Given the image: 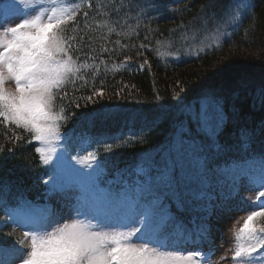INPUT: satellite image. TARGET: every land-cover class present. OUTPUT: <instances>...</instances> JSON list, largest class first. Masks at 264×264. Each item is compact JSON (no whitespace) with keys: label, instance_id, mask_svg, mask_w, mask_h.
Masks as SVG:
<instances>
[{"label":"snow or ice","instance_id":"snow-or-ice-1","mask_svg":"<svg viewBox=\"0 0 264 264\" xmlns=\"http://www.w3.org/2000/svg\"><path fill=\"white\" fill-rule=\"evenodd\" d=\"M26 2L10 0L4 4L6 15L0 20V123L30 133L28 142H38L35 151L44 165H50L56 159L55 170L50 176L49 195L70 190L78 194L65 205L66 215L51 205H34L26 199H20L15 207L5 208L6 213L25 229L24 236L30 242V250L25 252L15 245L0 242V264H5V256L11 259L17 254L20 256L18 264H211L214 252H205L200 247L209 238L208 225L187 228L170 211L166 201L171 200L179 211H184L187 206L193 211L211 214L210 205L201 206L195 202L206 197L209 201L212 199L205 189L211 186V177L216 173L230 175L234 190L239 179L244 177L264 189V153H253L224 167L214 166L221 149L217 136L223 128L225 116L219 100L209 96L202 100L198 109L189 110V126L181 127L162 163L155 166L154 176L151 169L142 168L143 182L126 184L118 190L102 187L103 162L97 161V152L87 150V155L70 156L65 146L72 137L61 133L62 123L68 120L65 115L67 106L63 103L68 89H74L77 80L87 83L85 73L93 68L87 63V59L93 57L87 55L86 60L81 61L79 55H74L84 52L85 40L83 35L80 39L68 37L67 26L75 20L81 7L92 9L93 4L84 0H69V3H64V0H34L36 11L29 12L24 9ZM148 7L151 5L141 4L138 0H113L109 11L120 13L124 9L125 15L135 11L137 23L128 31H117L107 23L102 26L107 28L108 36L115 32L128 39L138 37L136 29L140 27V20L145 18ZM217 7L213 2L201 9L205 32L208 13L211 12L215 19L216 13L212 10ZM242 9L254 11L251 0L241 3L234 0L224 11L215 30L199 41L198 51H207L209 44L214 49L222 47L221 37L228 35L227 26L232 25L235 31L236 26L242 25L247 18L242 15ZM22 11L24 17L21 22L8 26L9 14ZM89 18V12L85 11L82 21L85 29L90 28ZM170 31L178 36L181 44L196 41V32L189 35V30L183 25L179 31ZM144 39L148 40V35ZM156 43L159 46L161 41ZM173 43L169 40V47ZM115 44L120 48L128 46L121 44L120 40ZM87 47L95 50L90 43ZM138 47L144 50L149 45L141 43ZM100 50L115 52V48L105 46ZM128 59L130 57H126L124 62ZM9 81L14 83L15 93L6 90L5 85ZM95 94L103 95V92ZM76 106L79 107L78 104ZM84 119L92 120L94 117L86 114ZM193 128L196 139H185V135H192ZM13 135L20 139L15 133ZM241 139L247 147L251 136L242 130ZM97 143L111 151L115 139L112 143ZM212 148L216 152L208 155ZM58 150L61 152L59 156L56 155ZM70 159H75L88 170L76 168ZM259 196H264V190L259 192ZM260 207H264V201ZM258 217H264V211H252L235 233L233 264H264V251H261L264 249V236L257 233L255 224ZM192 223L195 224V219ZM259 232L264 233V228ZM18 243L23 244L24 241ZM190 245L196 246L195 250L185 251Z\"/></svg>","mask_w":264,"mask_h":264},{"label":"trees","instance_id":"trees-1","mask_svg":"<svg viewBox=\"0 0 264 264\" xmlns=\"http://www.w3.org/2000/svg\"><path fill=\"white\" fill-rule=\"evenodd\" d=\"M89 1L93 4L92 9L98 5L100 11L97 16L89 18L90 28L85 29L82 25L74 32L77 39L83 35L85 40L84 52L81 54L85 58L87 55L93 57L91 64L136 56L146 58L143 63L147 60L144 67L124 68L119 72L113 71L112 67L103 68L102 74L105 77H99L100 73L94 72L86 85L89 95L77 89L78 92L71 93L64 101L69 121L86 114L95 117L96 113L92 112H99L100 119L95 123L90 122L93 123L92 128L98 131L110 127L108 122L115 123V120L132 127L135 120L136 128L132 127V132L136 139L123 152L113 154L114 163L120 164L122 160L136 155L143 156V151L152 152L167 145L172 138H176L182 126H189V113L184 112L187 104H190L191 109H198L202 100L209 96L219 100L225 116L223 128L217 136L221 149L215 157L214 166L224 167L227 163L242 160L253 153H264V0H251L254 11L243 10L242 15L247 18L242 25L229 32L222 41V47H212L203 54L194 53V47L206 34L215 30L224 11L234 0H138L151 7H148L145 18L140 20V27L136 29L138 37L130 39L116 35L115 32L113 34L117 37L111 39L107 35V28L102 25L112 24L117 31H128L137 23L135 11L125 15L122 9L116 19H110L105 16L109 13L105 5L111 6L113 0ZM213 2L218 5L212 10L216 16L213 19L212 13H208L205 32L201 9ZM235 2L241 3L244 0ZM181 25L189 30V35L196 32L195 42L189 40L186 45L181 44L178 36L170 31H179ZM145 35H148V40L144 39ZM116 40L128 46L120 48L115 44ZM169 40L174 42L172 47H169ZM157 41H161L159 46ZM89 43L94 51L87 47ZM141 43L149 47L141 50L138 47ZM101 46L115 48L114 54L102 52ZM177 48L179 52L175 51ZM164 49L182 59L179 63L162 61L159 52ZM98 91H102L105 96L95 94ZM89 96L94 98L97 106L110 105L109 109L119 107L112 108V111L104 107L106 110L91 112L94 108L91 100L87 99ZM173 103L178 106L171 108ZM73 111H78V115L73 114ZM114 111L133 115L135 119L127 116L109 119ZM242 130L251 136L247 147H244L241 139ZM13 133L20 139L17 140ZM185 138L196 139L195 129H192L191 136L185 135ZM30 139V136L27 138L19 131L6 129L0 123V178L25 184L37 177L35 146L28 142ZM215 152L216 149L212 148L207 154ZM226 177V174H213L211 187L214 181ZM205 191L208 193V189ZM202 201H207V197ZM189 211L193 213L191 208ZM255 224L264 226V217H259Z\"/></svg>","mask_w":264,"mask_h":264},{"label":"rangeland","instance_id":"rangeland-1","mask_svg":"<svg viewBox=\"0 0 264 264\" xmlns=\"http://www.w3.org/2000/svg\"><path fill=\"white\" fill-rule=\"evenodd\" d=\"M141 4H143V2H141ZM24 9L28 10L29 12L36 11V6H34V0H27L26 4L24 5ZM3 13L6 15L5 10H3ZM241 13H242V10H241ZM9 15L11 16V18L9 20H11V19H15V18H18V17L24 15V12L22 11V12H20L18 14H15V15H12V14H9ZM78 16H79V11H78V13H77V15L75 17V20L71 24H69L67 26L69 30L67 31L66 35L68 37H73L74 36V32H75V30L77 28L76 25H77V23L79 21V17ZM94 16H95V14H94ZM229 26L233 29L232 25H229ZM227 32H228V28H227ZM115 37H117V36H115L113 33L109 36V38H111V39H115ZM210 45L211 44H209V46ZM231 50H233V49L231 48ZM164 54H165V51H164ZM74 55H81V53H75ZM142 59H146V58H144L143 56H138L136 58L132 57V58L128 59L126 63L124 62L125 59H120V61L124 62V64L127 67L140 68L141 67L140 63L142 62ZM174 60L176 61L177 59L174 58ZM87 61H89V60H87ZM120 61H116V64H118V65L121 64ZM150 68H151V65H150ZM6 90L8 92H10V93H15V91H16L15 88H9V87H6ZM84 93L89 95L86 89H84ZM91 106H93V108H97L98 107L96 102L94 101V98L91 99ZM106 106H110V105H106ZM176 106H178V105L173 103L171 105V108H174ZM188 106H189V104H187V106L185 108L186 112H188V110H189ZM74 166L76 167L77 165H74ZM245 180H246V177L241 178L239 181L245 182ZM260 191H261V188L259 187L258 184L249 183V184L237 185V186H235V190L233 189V196L232 195L227 196V197L224 198V200H222L219 203L220 206H221L220 209L224 208L223 204H226V205L231 204L234 199L238 203V205L240 206V209H241V220H240V222H239V224L237 226V229H240L243 226V224L245 222L244 218L247 217L248 215H250L252 211L257 210L258 206H260V203L263 201L262 196H259V192ZM228 215H229L228 218H230L228 222H232L233 220H236V215L234 213H231V214H228ZM217 220L218 221L221 220L222 223H224L225 218L219 217V218H217ZM258 220H259V217L255 220V222H257ZM260 228H264V227L257 226V233L259 235L264 236V233H260L259 232ZM236 232L237 231L235 229L234 233L232 231L230 235L235 238V233ZM210 234L214 235L215 233L211 231ZM12 236L14 238V234L13 233H12ZM216 240H217V238H216ZM0 242H2L4 244L8 243L7 239L4 236L0 237ZM261 251H264V249H261ZM233 256H234V249H233L232 246H229L224 251H222L217 256V258L211 259V264H225L227 262H230L231 264H233Z\"/></svg>","mask_w":264,"mask_h":264},{"label":"bare ground","instance_id":"bare-ground-1","mask_svg":"<svg viewBox=\"0 0 264 264\" xmlns=\"http://www.w3.org/2000/svg\"><path fill=\"white\" fill-rule=\"evenodd\" d=\"M187 49V48H186Z\"/></svg>","mask_w":264,"mask_h":264}]
</instances>
